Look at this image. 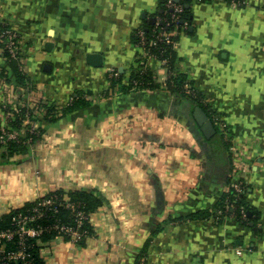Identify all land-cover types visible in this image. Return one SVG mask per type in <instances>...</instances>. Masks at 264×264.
I'll return each mask as SVG.
<instances>
[{"label":"crops","instance_id":"crops-1","mask_svg":"<svg viewBox=\"0 0 264 264\" xmlns=\"http://www.w3.org/2000/svg\"><path fill=\"white\" fill-rule=\"evenodd\" d=\"M167 1L0 0V34L16 33L22 55L13 66L0 41V130L29 144L0 159V216L60 189L102 202L85 246L54 238L41 245L45 264H264V0L187 3L173 72L197 98L161 89L169 68L137 46ZM145 69L155 87L111 94L112 70ZM77 97L92 103L45 119ZM17 111L39 125L33 143ZM239 183L248 218L225 205Z\"/></svg>","mask_w":264,"mask_h":264},{"label":"trees","instance_id":"trees-1","mask_svg":"<svg viewBox=\"0 0 264 264\" xmlns=\"http://www.w3.org/2000/svg\"><path fill=\"white\" fill-rule=\"evenodd\" d=\"M190 0H179L178 3H183L184 4V12H183V19L185 21L190 20V9L187 7V3ZM229 1V0H227ZM166 4V2H165ZM164 14L161 15L163 17ZM153 24L149 25L147 28H144L143 30L145 31V34L149 37L152 33L153 29ZM172 30V28H169ZM136 42H138L137 36H135ZM157 54L161 58H166L168 59V68L171 73L169 79L167 82H165L164 86L161 84L158 86L161 89H164L166 91H169L170 93L177 95L179 97H191V98H197L198 93L197 91L191 86V84L188 82V80L184 76H176L173 72V64H174V49H168L165 50L162 55H160V52L157 51ZM12 61V65L14 66L16 64L15 61ZM17 65V64H16ZM16 71L18 72V68H16ZM143 72V73H142ZM18 78L20 82H24V78L20 72L17 73ZM118 77L117 78H110V86H111V94L116 95V94H126L132 91V89H148V88H153L154 86V80L152 78V75L150 72L145 69L144 71H139L131 74L130 76H125L124 74L120 73L118 71ZM128 79L127 82L125 80ZM136 81L137 85H134L132 82ZM185 87H189L191 89H194L196 91L197 96L192 97L189 96L185 91ZM91 101L87 100L84 97H77L74 102L67 107L61 109L60 111H57L56 109L53 108H48L46 111L45 119H48L49 122H56L59 120L61 117L66 116L67 114L73 113L77 110L83 109L85 107H88L91 105ZM46 108V107H44ZM54 111V112H53ZM53 112V113H52ZM17 118L15 120L16 123L15 126L18 124L22 123V118L23 114H17ZM6 130L13 132V128L8 124L6 127ZM217 130H219L217 128ZM39 132H40V127H39ZM0 135H1V130H0ZM40 137L39 135H31V143L36 141ZM29 139V138H28ZM28 143L26 138L20 137L17 140H7L5 143H0V159H10L18 154H21L24 152L27 147ZM52 195L58 196L59 202L57 203V209L58 212L55 213L53 210L46 209L43 207V199L48 198ZM67 195L70 198V201L72 203H75L81 211H83L87 215H92L94 212L97 211V209L102 205V202L100 199L89 193L88 191L85 190H77V191H68L65 192L63 190H57L55 192L49 193L47 196L37 199L35 201L27 202L22 206L21 208H14L10 209L8 212L2 214L0 216V229L5 230V229H16L17 224L15 223L16 218L19 216V214L26 216V215H31L33 214V211L36 208H40L44 211V214L39 216L36 220L29 222V226L31 227H41L43 228V233L38 236V237H29L26 241V252L29 255V259L33 261L34 264H45L43 259L41 258L40 255V249L41 245L50 242L54 238H57L60 234L57 230L52 229V226L55 223H59L61 225H66V226H75V222L71 216V210L67 208L65 205H63L61 202L63 200V196ZM245 193L243 192H237L235 188H231V192L229 195L225 198V205L227 202L229 204L237 206L234 214L238 217L245 216L248 218V206L245 203L244 200ZM81 232H86L85 235L81 237V239L78 241L79 245L85 246V243L87 239L94 234L93 227L90 223V219H87L84 221L83 225L81 226ZM17 238V237H16ZM64 239H70V237L65 236ZM12 249H17V239H14L12 242H8L5 244V250H12ZM0 250H1V245H0ZM8 264H21L20 261L15 262H9Z\"/></svg>","mask_w":264,"mask_h":264},{"label":"built area","instance_id":"built-area-1","mask_svg":"<svg viewBox=\"0 0 264 264\" xmlns=\"http://www.w3.org/2000/svg\"><path fill=\"white\" fill-rule=\"evenodd\" d=\"M179 2V1H178ZM174 0H168L165 4L166 11L164 12L163 17H158L153 23L152 33L149 37L145 34L143 29L139 30L136 33L138 38L137 46L146 58H155L159 60L164 67L168 68V59L161 58L158 56L157 51L160 52V55L164 53L165 50L174 49L176 44V36L180 30L188 28V22L185 21L182 17L184 12V4L178 3ZM232 4H244V0H229ZM169 28H172L170 30ZM0 41L4 44L6 52L9 54L10 60L21 61V43L19 37L16 33L5 30L0 34ZM143 73V72H142ZM118 71L112 70L110 72V78H117ZM134 85H137V82H132ZM186 93L189 96L196 97V91L189 87H185ZM18 114L19 111H17ZM23 123L26 124L29 128L30 135H39V125L33 119L32 114L27 111L23 114ZM17 133L10 132L8 130H2L0 135V143H5L7 140H17ZM237 192H243L244 187L241 183L236 186ZM58 196L52 195L48 198L43 199V207L49 210H53L55 213L58 212L57 203L59 202ZM67 208L71 210V216L75 222V226H66L59 223H55L52 226V229L59 232L60 238L65 236L70 237L74 241L78 242L86 232H81V226L84 221L90 219L91 216L85 214L81 209L70 201V198L67 195L63 196L61 202ZM44 214V211L40 208H36L33 211V214L23 216L19 214L16 218L15 223L17 224L16 229H0V264H8L9 262L20 261L21 264H34L29 255L26 252V241L29 237H38L43 233V228L41 227H31L29 222L36 220L39 216ZM91 223V222H90ZM17 237V238H16ZM14 239H17V249L5 250V244L12 242Z\"/></svg>","mask_w":264,"mask_h":264},{"label":"water","instance_id":"water-1","mask_svg":"<svg viewBox=\"0 0 264 264\" xmlns=\"http://www.w3.org/2000/svg\"><path fill=\"white\" fill-rule=\"evenodd\" d=\"M175 1L178 2L179 0H175ZM187 7L189 8V6H187ZM154 22H155V19L153 20V23ZM87 61L90 64L95 65V66L101 65L100 57L93 55V54H89L87 56ZM194 116L197 120L198 125L201 126L202 132L205 134V136L207 138H211V136L216 133V130L214 129L212 122L210 120H208V117L205 114V112L203 111V109H201L199 107L196 108Z\"/></svg>","mask_w":264,"mask_h":264}]
</instances>
